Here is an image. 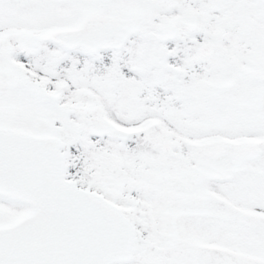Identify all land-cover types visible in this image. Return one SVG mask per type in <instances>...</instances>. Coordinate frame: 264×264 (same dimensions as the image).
I'll return each instance as SVG.
<instances>
[{
	"label": "snow or ice",
	"instance_id": "6c2138e0",
	"mask_svg": "<svg viewBox=\"0 0 264 264\" xmlns=\"http://www.w3.org/2000/svg\"><path fill=\"white\" fill-rule=\"evenodd\" d=\"M0 264H264V0H0Z\"/></svg>",
	"mask_w": 264,
	"mask_h": 264
}]
</instances>
